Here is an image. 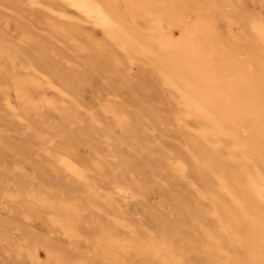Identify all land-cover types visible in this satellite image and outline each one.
I'll list each match as a JSON object with an SVG mask.
<instances>
[{
    "label": "bare ground",
    "instance_id": "bare-ground-1",
    "mask_svg": "<svg viewBox=\"0 0 264 264\" xmlns=\"http://www.w3.org/2000/svg\"><path fill=\"white\" fill-rule=\"evenodd\" d=\"M231 1L29 0L28 3L29 7L38 4L45 7L46 25L52 32L65 36L79 29L78 24L70 25L71 22L60 24L56 13L65 17L68 15L66 9L74 11L76 23L82 21L101 30L104 39L95 41L91 38V42L83 46L89 51L88 63L92 72L108 74L110 71L99 61L98 49L102 54L113 55L115 65L110 69L118 72L121 78L125 74L121 69L123 59L127 63L147 66L155 81L156 92L161 96L168 90L174 99L175 108L166 114L167 124L184 129L187 127L186 118L197 120L192 133L180 134L185 141L184 150L170 149L163 155L162 162L166 165L163 168L182 177H191L193 184L200 180L198 202L194 199L196 195L189 194L180 197L181 207L186 212L193 210L196 213L195 210L202 205L200 201H207L211 209L198 212L195 223L203 212L206 220L214 217V223L197 227L188 225L194 244L200 246L192 247L191 253L189 250L184 252L185 248L176 252L173 243L176 238L170 235L163 239L167 248L170 247L166 253L151 246L137 247V252L145 255V264H264V13L263 16L251 14L247 17L237 11L233 13L227 10ZM22 12L28 14L26 10ZM222 18L227 21V32L232 24L241 23L243 37L231 42L227 38L229 34L225 33V36L217 27L216 21ZM138 20H142V24ZM18 26L26 37L32 36L25 26ZM175 30L178 37H175ZM32 37L35 52L0 32V58L12 64L11 74L0 73V100L7 101L12 90L22 100L27 116L39 107L38 103L35 104L33 87H42L43 84L53 87L59 83L65 91L71 90L69 86L73 78L80 75L60 72L61 69L47 59L48 44ZM114 47L124 52L125 57L120 59L113 54ZM17 65L24 70L42 69L46 80L19 75L15 70ZM88 80L92 81L93 77ZM61 101H48V105L59 109ZM136 101L137 123L151 121L150 112H154L142 105L146 104V99ZM60 110L61 121L53 127L54 131L62 129L63 124L75 115L69 105L62 104ZM103 110L123 126V111L110 104H106ZM40 131L28 120L24 130L26 143H40L43 140ZM104 134L110 138L111 133L105 131ZM20 154L24 156L25 151L21 150ZM72 159L74 156L65 152L58 157V162L61 167L74 172ZM95 167L99 173L105 172L103 165ZM88 172L84 169L76 174L88 183ZM28 180H20L16 192H9L7 187L4 193L8 198L18 200L21 214L25 213L27 218L41 206L51 208L55 214L51 223H57L64 232L72 235L75 216L79 213L76 198L61 199L50 193L51 190L46 188L48 184L31 194ZM88 185L93 186L94 182L91 180ZM111 200L109 198L108 202ZM14 226L12 219L0 220V228L6 232L15 229ZM35 239L31 245L17 242L19 251H25L32 260L38 259V247L47 246L41 239ZM103 239H108L114 246L119 236L106 228L98 232L90 249L92 264H123V252L102 243ZM181 241L187 244L186 240ZM46 242L52 249V245ZM52 254H49L51 261L60 262V255ZM63 263L70 264L68 260Z\"/></svg>",
    "mask_w": 264,
    "mask_h": 264
},
{
    "label": "rangeland",
    "instance_id": "rangeland-1",
    "mask_svg": "<svg viewBox=\"0 0 264 264\" xmlns=\"http://www.w3.org/2000/svg\"><path fill=\"white\" fill-rule=\"evenodd\" d=\"M28 3L29 0H0V32L31 52H35L32 36L46 42L49 48L47 59L51 64L58 66L60 72L80 75L73 78L69 86L71 90L66 89L68 92L59 83L53 87L44 84L33 87L35 104L38 103L39 107L30 112V116L26 115L22 100L12 90L7 101L0 100V220L15 222L13 230L6 232L0 228V264H64V260L70 264H92L90 249L102 228L119 236L114 246L108 239L101 242L123 252V264H145V255L138 253L137 247L151 246L166 253L170 247L167 248L163 239L168 235L176 238L173 242L176 252L181 248L186 249L184 252L190 251L195 245L200 247L199 243L194 244L188 225L213 224L214 217H208L207 221L203 215L211 207L207 201L201 200L202 205L195 210L196 213L193 210L186 212L181 207L182 198L180 200L190 194L196 195L194 199L198 202L200 180L193 184L191 177H182L163 168L166 165L162 162L163 155L170 149L184 150L185 141L180 134L192 133L197 120L186 118L187 127L184 129L167 124L166 114L175 108L174 99L168 90L161 96L156 92L155 81L147 66L127 63L123 59L121 69L125 74L121 78L118 72L110 69L115 65L113 55L107 56L98 49L99 61L110 71L108 74L92 72L88 63L89 51L83 46L91 42V38L95 41L104 39L101 30L82 21L76 23L74 11L66 9L68 15L65 17L56 13L60 24L71 22L70 25L78 24L79 29L65 36L52 32L46 25L45 7L40 4L29 7ZM227 10L243 13L245 17L251 14L263 16L264 0H232ZM138 23L142 24V20ZM216 23L225 36L229 34L227 38L231 42L243 37L241 23L232 24L228 32L225 18ZM18 24L25 26L32 36L26 37ZM174 33L178 37L177 30ZM113 54L120 59L125 57L124 52L116 47ZM11 65L9 60L0 58V73L11 74ZM15 70L19 75L46 80V74L40 68L24 70L17 65ZM89 77L93 80L89 81ZM143 99L147 102L142 105L155 114L150 112L152 120H141L139 125L136 100ZM58 100H62L59 109L50 108L48 101L57 103ZM62 104L71 106L75 115L63 124L62 129L54 131L53 127L61 121ZM106 104L123 111L122 127L103 110ZM28 120L43 134V140L36 145L26 143L24 130ZM101 130L111 133L110 138ZM21 150L25 151L24 156H20ZM65 152L74 156V172L61 167L58 162V157ZM97 164L103 165L105 172L99 173L95 167ZM84 169L89 171V182L92 180L93 186L77 176L76 173ZM23 179L30 180L31 194L48 184L46 188L51 190L50 193L61 199L76 198L79 213L75 216L72 235L64 232L57 223H51V217L55 216L51 208L41 206L28 218L25 213L21 214L18 200L8 198L4 190L8 187L9 192H16L20 188L18 182ZM109 198H112L110 202ZM202 211L201 219L195 223L197 213ZM35 237L48 246L47 240L52 249L38 247V259L32 260L25 251H19L17 242L31 245L33 240L36 242ZM50 250L52 256L60 255V262L51 261Z\"/></svg>",
    "mask_w": 264,
    "mask_h": 264
}]
</instances>
